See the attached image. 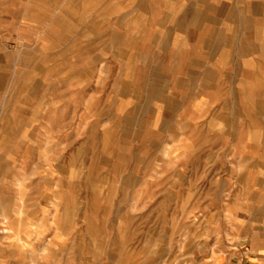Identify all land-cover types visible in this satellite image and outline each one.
Listing matches in <instances>:
<instances>
[{"label":"rangeland","instance_id":"374dc122","mask_svg":"<svg viewBox=\"0 0 264 264\" xmlns=\"http://www.w3.org/2000/svg\"><path fill=\"white\" fill-rule=\"evenodd\" d=\"M0 264H264V0H0Z\"/></svg>","mask_w":264,"mask_h":264}]
</instances>
